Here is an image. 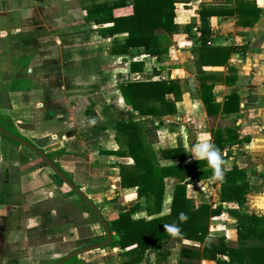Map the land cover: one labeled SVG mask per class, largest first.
<instances>
[{
	"label": "crops",
	"instance_id": "crops-1",
	"mask_svg": "<svg viewBox=\"0 0 264 264\" xmlns=\"http://www.w3.org/2000/svg\"><path fill=\"white\" fill-rule=\"evenodd\" d=\"M125 1L131 5L132 0ZM225 1L176 3L174 22L182 30L192 24L191 33H173L166 52L155 57L144 53L111 54L112 40L123 41L127 33L100 37L96 25L84 21L85 12L80 3L76 10L72 8L64 15L63 0H0V113L44 153L63 150L54 154V162L67 158V165L58 163L60 168L104 217L124 211L136 201L134 188L119 186L118 168L113 166V163H132V160L100 153L102 149H116L113 124L129 117L162 120L156 129L155 155L159 165L174 171L163 178L160 215L170 212L179 178H192L186 183L185 193L196 206L221 204L224 208L264 216V0H254L260 7V16L252 26L236 24L235 16L208 17L209 43L235 45L237 51L230 54L225 65H206L203 69L219 76L212 89L218 101L232 92L238 95V111L219 113L212 121L208 119L191 53L199 43L196 31L199 9L206 4L224 5ZM129 10L127 6L119 9L120 12ZM77 11L81 17L73 19L72 13ZM30 32L35 39L27 43L29 36L21 34ZM243 45L244 49L240 48ZM130 61H142V69L131 71ZM228 67L235 70L230 72ZM229 74L236 75L233 83L223 80ZM160 78L179 81L180 99L175 101L172 93L165 95L174 103V113L142 116L125 104L118 82ZM14 80L24 83L10 89L9 83ZM225 127H233L237 139L225 141L222 151L218 152L219 170L222 173L233 163L244 168L248 191L241 203L222 201L218 177L206 173L204 178H196L198 168L190 166L193 146L204 141L212 143L211 128ZM45 137H50L51 141L59 138V145L52 141L57 145L47 149L42 142ZM23 146L13 145L0 135V264H53L64 253L74 250L77 231L72 221L58 220L54 209L47 207L48 203L60 201L55 192L58 187L54 186L49 173L41 171V166L31 169L36 159L40 163L42 159ZM169 149L177 151L164 156L161 150ZM85 151H88V160L82 157ZM69 156L74 159L68 160ZM200 169L213 168L207 162ZM159 214L148 216L145 211H136L132 217L150 218ZM209 222L210 234L236 240V223L228 213L211 216ZM114 237L117 239L116 234ZM182 243L198 245L187 239ZM113 249L118 254L128 248L115 246ZM178 251L179 244H176L169 255L178 259ZM150 252L155 259L153 246L145 253ZM87 259L82 258L81 264H93ZM102 264H117V261L107 255ZM199 264L214 262L201 259Z\"/></svg>",
	"mask_w": 264,
	"mask_h": 264
},
{
	"label": "trees",
	"instance_id": "trees-1",
	"mask_svg": "<svg viewBox=\"0 0 264 264\" xmlns=\"http://www.w3.org/2000/svg\"><path fill=\"white\" fill-rule=\"evenodd\" d=\"M189 1L132 0L131 5H127L125 0H82L80 6L85 12L84 21L95 24L96 33L100 37H112L114 33L119 32L127 33L123 41L112 40L109 47L111 54L130 56L134 53H144L159 57L168 49L169 37L173 33L180 31L191 33L192 24L184 26L182 30L179 24L174 22L176 3L185 4ZM126 6L130 8L129 11H119ZM214 15L235 16L236 24L252 26L260 16V7L254 0H226L224 5L206 4L199 9L200 22L196 25L199 43L191 49V53L195 75L200 83V98L210 121L219 113H230L240 109L239 97L235 92L226 95L221 101L214 97L212 89L219 76L203 69L206 65H225L230 54L237 51L235 45L209 43L211 30L208 25V17ZM21 35L22 37L29 36L25 40L27 43L35 39L31 32ZM244 47L245 45L240 46L242 49ZM129 65V69L135 71L141 70L143 63L142 61H130ZM228 70L233 72L235 69L228 67ZM235 79V74H229L223 78L226 83H233ZM21 83L24 81H11L9 88H19L18 84ZM117 85L125 104L142 116L172 114L175 111V105L167 100L165 95L172 93L175 101L181 97L180 84L176 78L125 80L118 82ZM161 124L162 120L155 122L153 119H133L131 117L118 119L113 124L116 149L100 150V153L103 154L132 160V163H113V166L118 168L119 186L126 189L134 188L136 201L132 202L128 209L112 214L110 217L102 215L112 233L109 245L121 249L128 248L120 252V264L140 263L146 250L151 246L155 249L154 260L166 262L169 250L176 244H179L178 264H199L201 259L212 260L214 264H264V216L244 213L237 208H224L221 204L211 207L206 203H201L196 206L191 198L186 197L185 193L186 183L192 178L187 180L179 178L174 187L170 212L159 214L164 192L163 178L174 171L159 165L156 159L154 148V144L157 142L156 129ZM0 126L7 132L30 142L17 131L8 117L1 113ZM211 133L212 144L217 152L222 151L225 141L237 139V133H234L233 127L211 128ZM0 135L13 145H21L1 132ZM24 148L27 149V147ZM161 151L165 156L173 154L177 150ZM59 152L61 153L63 150L50 152L46 155L52 158L55 153ZM31 153L37 155L32 150ZM206 163L205 158L192 156L190 166L198 168L194 174L196 178H204L206 173H213V169H209V171L200 169ZM41 164L47 166L43 160H41ZM55 164L60 168L57 162ZM63 173L72 181L65 171ZM49 175L55 184L63 183V180L52 170ZM245 177L244 168L238 167L235 163L224 169L218 177L221 200H233L241 203L248 191V181ZM76 186L79 188L77 184ZM65 195V199L57 203H48L47 207L54 209L58 220L72 221L78 235L73 242V249L104 240L105 234L95 235L89 227L90 223L99 222L89 204L74 190L69 189ZM73 195L77 197L76 200L71 198ZM98 210L100 211V209ZM38 211L36 210L37 213ZM87 211L90 214L85 216L84 213ZM136 211H145L148 216L159 215L150 218H133L132 214ZM221 212L228 213L235 220V241H230L223 235L209 233V218L219 215ZM170 229L177 231L173 233ZM114 234L117 235V239ZM183 239L197 242L198 245L184 244L182 243ZM82 262V259L72 256L62 264H81Z\"/></svg>",
	"mask_w": 264,
	"mask_h": 264
},
{
	"label": "rangeland",
	"instance_id": "rangeland-1",
	"mask_svg": "<svg viewBox=\"0 0 264 264\" xmlns=\"http://www.w3.org/2000/svg\"><path fill=\"white\" fill-rule=\"evenodd\" d=\"M80 3V0H63V3H62V5H63V7H62V9H63V11H64V15L67 13V12H71V10H72V8L74 9V10H76L77 9V5ZM49 5V4H48ZM73 14V19H80V17H81V14H80V12L79 11H77V12H73L72 13ZM67 48H68V46H67ZM70 49V48H69ZM47 79H51V77H49V78H47ZM26 128L25 129H27V126H25ZM27 132V131H26ZM52 141H56L57 142V144L59 145V143L58 142H60V139L59 138H55L54 140H52ZM51 139H50V137H45L44 139H42V142H44L45 143V146H46V148L48 149V148H50V147H52V146H56L57 144H52L51 142ZM52 144V145H51ZM87 154H88V151H85V153L83 154V158H85L86 160H88V158H87ZM74 159V157H68V160L69 159ZM67 158H65V157H63L62 158V160H64V161H59L58 163L59 164H62V165H67L66 163H67V161H65ZM92 160V159H91ZM91 163H93V161H90ZM110 167H112V164H108ZM41 166V171L43 170V171H45V173H49L50 171H51V169L48 167V166H44V165H41V163H40V161H38V159H36V161L30 166L31 167V169H37L38 167H40ZM66 169V168H65ZM67 169H69V168H67ZM66 169V170H67ZM70 174L71 173H73V172H69ZM54 186H56V187H60L61 186V188H56L55 189V192L57 193V195H58V197H59V199L60 200H63V199H65L66 198V195H65V191L66 190H69V187L65 184V183H62L60 186H58L57 184H54ZM62 189L64 190V191H62ZM71 198H73L74 200H76L77 199V197L75 196V195H73ZM102 209H103V206H102ZM90 214V212L89 211H87L85 214ZM90 229H91V231H92V233L93 234H95V235H97V234H100V232H101V234H104V231H103V228L101 227V225H100V223L99 222H93V224H91L90 226ZM93 228V229H92ZM97 250H100V251H97ZM98 252V253H95V255H92L90 252ZM104 252V253H103ZM174 253H176V251H173ZM107 255H109V256H113V258H114V260H116L117 261V264L119 263L120 264V260H121V255H120V253H118V254H116L115 253V250L113 249V247L112 246H110V245H108L107 247H105L104 249H102V248H99V249H93V250H90V251H88V252H85V253H82L81 255H80V258L82 259V258H84V259H86V258H89V259H87V260H89V262H91V263H93V264H102V261L106 258V256ZM170 257H168L169 258V262H164V261H157L156 262V260H154V256L152 255V252H150V253H148V254H146L145 253V255H144V257H143V261L141 262V264H177L178 262L176 261V257H175V255H169Z\"/></svg>",
	"mask_w": 264,
	"mask_h": 264
},
{
	"label": "water",
	"instance_id": "water-1",
	"mask_svg": "<svg viewBox=\"0 0 264 264\" xmlns=\"http://www.w3.org/2000/svg\"><path fill=\"white\" fill-rule=\"evenodd\" d=\"M0 132L19 142L20 144L26 146L27 148H29L30 150L34 151L35 153L38 154V156H40V158L47 164V166L57 175L59 176L62 180L63 183H65L69 189L74 190L76 192V194L78 196H80L81 198H83L87 204H89V206L91 207L92 211L96 214L99 223L101 225V227L103 228L104 234H105V239L97 242L95 244H89V245H85V246H81L78 247L70 252H68L67 254L61 256L60 258H58L53 264H62L64 261H66L67 259H69L72 256H77L79 257L82 253L88 252L90 250L93 249H99L105 246H108L111 238H112V233L109 230L105 219L103 218L101 212L98 210V208L94 205V203L80 190V188H78L76 186V184L74 182H72L64 173L63 171L55 164L54 159L53 158H49L46 153H44L41 149L35 147L33 144H31L30 142L15 136L9 132H7L6 130H4L1 126H0Z\"/></svg>",
	"mask_w": 264,
	"mask_h": 264
},
{
	"label": "clouds",
	"instance_id": "clouds-1",
	"mask_svg": "<svg viewBox=\"0 0 264 264\" xmlns=\"http://www.w3.org/2000/svg\"><path fill=\"white\" fill-rule=\"evenodd\" d=\"M193 153L196 157L205 158L207 160L208 164L213 168L214 176L219 177L221 175L219 170L221 158L212 143L204 141L197 145H194ZM181 218H183V216H181ZM170 230L173 231V233L177 231L176 229Z\"/></svg>",
	"mask_w": 264,
	"mask_h": 264
}]
</instances>
